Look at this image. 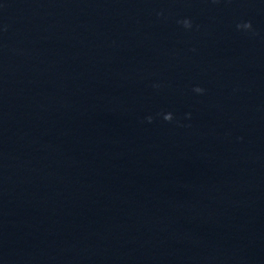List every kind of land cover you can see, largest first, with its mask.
Wrapping results in <instances>:
<instances>
[{
    "label": "clouds",
    "instance_id": "9594fccd",
    "mask_svg": "<svg viewBox=\"0 0 264 264\" xmlns=\"http://www.w3.org/2000/svg\"><path fill=\"white\" fill-rule=\"evenodd\" d=\"M250 26V25H249ZM197 91H200V89H197Z\"/></svg>",
    "mask_w": 264,
    "mask_h": 264
}]
</instances>
